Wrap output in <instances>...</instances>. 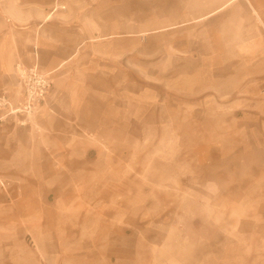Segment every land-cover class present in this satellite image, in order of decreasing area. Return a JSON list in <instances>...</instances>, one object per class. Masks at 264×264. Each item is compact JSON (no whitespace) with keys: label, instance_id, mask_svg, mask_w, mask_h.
Returning a JSON list of instances; mask_svg holds the SVG:
<instances>
[{"label":"crops","instance_id":"0c3cea01","mask_svg":"<svg viewBox=\"0 0 264 264\" xmlns=\"http://www.w3.org/2000/svg\"><path fill=\"white\" fill-rule=\"evenodd\" d=\"M152 1L174 5L172 20L159 19L174 25L137 35L145 40L173 29V55L199 62L193 71L261 64L264 0ZM117 5L118 0H0V213L18 217L1 228V246L40 253L20 255L19 264H118L102 254V243L86 225L99 210L119 212L111 194L117 179H108L115 165L102 137L134 117L133 87L118 79L128 70L127 58H119L133 51L117 46L135 35L133 20L101 13L103 6ZM178 30L186 34L184 46L178 45ZM33 76L45 85L42 95L28 101ZM69 240L81 249L66 250Z\"/></svg>","mask_w":264,"mask_h":264},{"label":"rangeland","instance_id":"374dc122","mask_svg":"<svg viewBox=\"0 0 264 264\" xmlns=\"http://www.w3.org/2000/svg\"><path fill=\"white\" fill-rule=\"evenodd\" d=\"M110 11L133 20L135 35L117 46L133 51L119 58H127L128 70L118 79L133 87L135 102L128 125L102 137L112 152L108 179H117L111 194L119 210L86 220L102 254L118 264H264V55L246 70L196 72L199 62L173 55V29L137 35L172 27L159 22L173 19L172 3L118 0L114 9L101 8ZM176 33L184 46L185 32ZM16 218L0 213V264L40 256L1 246V228ZM64 246L81 249L72 240Z\"/></svg>","mask_w":264,"mask_h":264},{"label":"built area","instance_id":"2783aa9c","mask_svg":"<svg viewBox=\"0 0 264 264\" xmlns=\"http://www.w3.org/2000/svg\"><path fill=\"white\" fill-rule=\"evenodd\" d=\"M44 81L36 76L28 79L26 94L28 95V101L33 98V95H42L44 89ZM28 107V104L26 105Z\"/></svg>","mask_w":264,"mask_h":264}]
</instances>
